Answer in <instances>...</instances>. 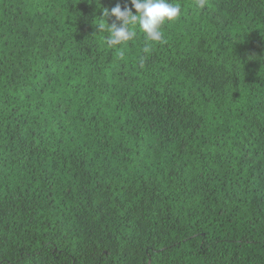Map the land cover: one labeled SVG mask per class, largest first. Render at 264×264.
<instances>
[{"label": "trees", "instance_id": "1", "mask_svg": "<svg viewBox=\"0 0 264 264\" xmlns=\"http://www.w3.org/2000/svg\"><path fill=\"white\" fill-rule=\"evenodd\" d=\"M126 2L0 0V264H264V0Z\"/></svg>", "mask_w": 264, "mask_h": 264}, {"label": "clouds", "instance_id": "2", "mask_svg": "<svg viewBox=\"0 0 264 264\" xmlns=\"http://www.w3.org/2000/svg\"><path fill=\"white\" fill-rule=\"evenodd\" d=\"M129 4L131 7H129ZM205 0H199L198 6L204 7ZM182 15V6L175 0H127L123 4L116 3L114 7L103 9V16L97 25L100 32H105L104 41L108 47L120 46L121 56L129 41L142 34L144 43L141 48L144 56L151 55L157 44L164 43L162 26L175 22ZM115 20L108 24L107 18Z\"/></svg>", "mask_w": 264, "mask_h": 264}]
</instances>
